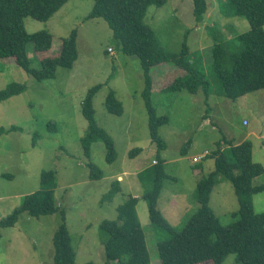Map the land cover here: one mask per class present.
Here are the masks:
<instances>
[{"label":"rangeland","instance_id":"374dc122","mask_svg":"<svg viewBox=\"0 0 264 264\" xmlns=\"http://www.w3.org/2000/svg\"><path fill=\"white\" fill-rule=\"evenodd\" d=\"M206 1L207 11L200 23L193 14V0H167L161 7L151 6L145 21L156 31L166 51L179 53L186 40L193 57L200 54L209 72L214 44L209 30L215 28V34L230 41L248 31L250 23L246 17L226 16L221 7L223 0ZM93 4L94 0H69L47 21L24 19L28 32L45 30L53 36L52 48L47 52H37L33 42L28 44V57L34 68H40L44 57L57 55L63 39L76 30L78 56L71 68L58 67L54 78L38 81L14 58L1 63L0 90L12 82L25 84L26 90L0 101V128H20L0 135V220L39 189L43 170H53L58 182L56 200L66 209V224L77 251L75 264L105 263L100 224L106 219L115 220L118 206L129 195L139 197L137 211L146 233L149 264H161L158 240L165 235L157 233L150 221L138 176L141 170H149L156 163L157 154L142 95L143 69L138 58L123 53L120 41L104 19L87 18ZM184 73L170 63L156 66L151 72L152 102L159 115L170 117V122L160 128L167 144L161 156L166 160L170 178L164 182L158 208L178 231L199 206L195 196L197 183L213 170L212 152L224 138L233 140L234 145L251 141L253 160L264 165V90L235 101L217 95L206 98L201 90L197 94L163 91ZM96 85H101L94 97L96 120L113 137L117 151L112 163L106 160L103 142L92 143L90 158L81 145L88 131L82 103ZM110 91L123 103L121 116L109 113L105 107ZM252 131L255 135H250ZM189 140L188 152L183 155L181 150ZM134 149L140 151L131 156ZM206 151L210 155L194 163V157ZM90 162L103 171V178L90 179ZM115 181L120 182V192L112 202L104 201ZM253 181L264 184V173ZM210 205L223 225L235 220L238 200L229 180L220 178ZM254 207L257 213L264 211V192L254 195ZM60 224V213L40 218L21 213L14 227H0V264H54L53 235ZM224 264L241 262L231 254Z\"/></svg>","mask_w":264,"mask_h":264},{"label":"trees","instance_id":"16d2710c","mask_svg":"<svg viewBox=\"0 0 264 264\" xmlns=\"http://www.w3.org/2000/svg\"><path fill=\"white\" fill-rule=\"evenodd\" d=\"M68 1L0 0V67L4 59L14 58L18 66L38 81L54 78L58 67L71 68L78 56L76 30L63 39L57 55L44 57L40 61V68H34L28 57V44L33 42L37 52H47L52 48L53 36L45 30L30 33L24 23L27 17L47 21ZM166 1L94 0L87 15V18L104 19L113 30L114 37L120 41L123 53L138 58L143 69L145 88L142 95L149 116L150 136L157 146V154L156 163L149 170H141L138 176L150 221L157 233L165 235L158 240L161 264H200L206 261L224 264L231 254H235L241 264H264V211L257 213L254 207V195L264 192V184L256 185L253 181L264 173V165L253 160L251 141L245 140L234 145L233 140L224 138L222 143L227 146L223 147L221 142L218 144L211 155L214 158V169L197 183L195 196L199 206L181 230H175L158 208L164 182L170 178L165 168L166 160L161 156L167 144L160 135V128L169 123V116L158 115L152 102L151 74L152 69L161 64L175 65L185 73L163 90H186L191 94H197L201 90L206 98L217 95L235 101L246 94L264 90V0H223V13L232 18L246 17L250 29L239 33L230 41L215 34V28L209 30L214 40L209 72L205 70L200 54L193 57L186 40L179 53L166 51L156 31L146 23L148 8L161 7ZM193 3L194 17L200 23L207 11V1L193 0ZM100 88L101 85L91 88L82 103L88 131L82 137L81 145L84 154L90 158L92 143L103 142L106 160L112 163L117 158L114 139L96 120L94 97ZM25 90V84L12 82L0 90V101ZM105 107L109 113L118 116L124 113L123 103L113 91L109 92ZM54 129L56 130L55 125ZM17 130L20 128L16 126L9 130L0 128V135ZM190 142L189 140L182 148L183 155L188 152ZM139 151L140 149H134L130 155L134 156ZM89 168L90 179L103 178V171L94 163L90 162ZM220 178L232 183L238 200V209L233 213L235 220L228 225L221 223L210 205L212 191ZM57 186L55 171L43 170L39 189L27 195L19 208L1 219L0 227H14L23 212L35 218L60 213L62 224L53 235V261L54 264H75L77 251L66 224V209L56 200ZM120 190V182H113L103 200L112 202ZM138 202L139 197L129 195L118 206L115 220L106 219L101 222L104 264L150 263L146 233L137 211Z\"/></svg>","mask_w":264,"mask_h":264},{"label":"built area","instance_id":"2783aa9c","mask_svg":"<svg viewBox=\"0 0 264 264\" xmlns=\"http://www.w3.org/2000/svg\"><path fill=\"white\" fill-rule=\"evenodd\" d=\"M109 51L111 52V53H113V49L112 48H109ZM246 123H247V121H245ZM248 124V123H247ZM207 154H209V152L208 151H206L203 155H200L199 157H196L194 160L196 161V162H198V161H200L201 159H203Z\"/></svg>","mask_w":264,"mask_h":264},{"label":"crops","instance_id":"0c3cea01","mask_svg":"<svg viewBox=\"0 0 264 264\" xmlns=\"http://www.w3.org/2000/svg\"><path fill=\"white\" fill-rule=\"evenodd\" d=\"M163 91H164V90H163ZM158 115H159V114H158ZM165 115H167V114H165ZM160 116H162V115H160ZM167 116H168V115H167ZM169 118H170V117H169ZM243 121H244V120H243ZM245 121H247V120H245ZM169 122H170V120H169ZM250 135H255V133L252 131V133H251ZM240 143H242V142H240ZM240 143H237V145L240 144ZM235 144H236V143H235ZM194 158H196V157H194ZM194 158H193V159H194ZM194 163H196V162H194ZM213 169H214V168H213Z\"/></svg>","mask_w":264,"mask_h":264}]
</instances>
